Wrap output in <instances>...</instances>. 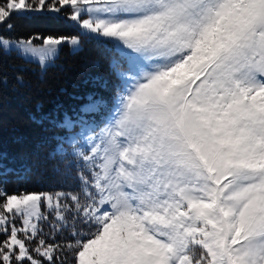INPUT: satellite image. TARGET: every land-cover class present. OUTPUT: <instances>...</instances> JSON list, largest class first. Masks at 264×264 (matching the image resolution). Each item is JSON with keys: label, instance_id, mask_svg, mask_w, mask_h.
<instances>
[{"label": "snow or ice", "instance_id": "snow-or-ice-1", "mask_svg": "<svg viewBox=\"0 0 264 264\" xmlns=\"http://www.w3.org/2000/svg\"><path fill=\"white\" fill-rule=\"evenodd\" d=\"M30 15L79 31L0 58L102 39L121 85L55 124L77 189L0 188V264H264V0H0V30Z\"/></svg>", "mask_w": 264, "mask_h": 264}, {"label": "trees", "instance_id": "trees-1", "mask_svg": "<svg viewBox=\"0 0 264 264\" xmlns=\"http://www.w3.org/2000/svg\"><path fill=\"white\" fill-rule=\"evenodd\" d=\"M12 23L13 30L0 31L13 40L34 33L75 35L79 31L56 15L14 16ZM115 55L112 43L85 39L79 51L63 46L44 71L15 53L0 58V188L8 194L78 188L75 169L67 174L65 162L55 154L56 137L63 134L55 124L66 115L78 114L89 97L110 102L118 86L111 67ZM17 77H22V84ZM105 83L107 87L102 86ZM81 231L86 234L89 229ZM56 239L64 243L71 237L65 232ZM61 259L71 264L72 254Z\"/></svg>", "mask_w": 264, "mask_h": 264}, {"label": "rangeland", "instance_id": "rangeland-1", "mask_svg": "<svg viewBox=\"0 0 264 264\" xmlns=\"http://www.w3.org/2000/svg\"><path fill=\"white\" fill-rule=\"evenodd\" d=\"M71 22V21H70ZM72 23V22H71ZM73 24V23H72ZM9 39V38H8ZM10 40H13V39H10ZM113 45V44H112ZM69 47V46H68ZM113 47H114V45H113ZM69 50L70 51H75V50H73L71 47H69ZM60 51V50H59ZM58 54H59V52H58ZM58 56V55H57ZM24 59V58H23ZM55 59V58H54ZM24 60H26V61H30V60H27V59H24ZM30 62H32V63H34V64H36L37 66H38V68L41 70V71H44L45 70V68L47 67V66H49V65H51L52 63H53V61L50 63V64H48L46 67H41L40 66V64L38 63V62H35V61H30ZM122 71H126L127 70V65H124L123 67H122V69H121ZM115 75H116V73H115ZM117 76V75H116ZM118 78V77H117ZM121 85V80L118 78V86H120ZM117 86V87H118ZM115 94H116V92H114ZM114 97H115V95H114ZM114 97H113V99H114ZM97 99H101V98H98V97H89V99H88V101L84 104V105H86V104H89L92 100H97ZM113 99H112V101H113ZM112 101H111V103H112ZM110 103V104H111ZM84 105H82L81 106V108L84 106ZM80 108V109H81ZM96 119L97 120H99V117L97 116L96 117ZM43 228H44V232L47 234V232H49V227L47 226V225H44L43 226Z\"/></svg>", "mask_w": 264, "mask_h": 264}]
</instances>
